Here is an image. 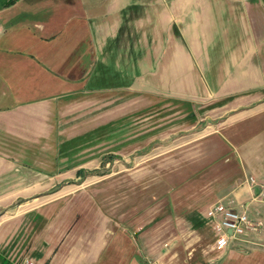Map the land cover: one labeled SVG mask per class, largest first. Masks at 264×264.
I'll use <instances>...</instances> for the list:
<instances>
[{"label":"rangeland","instance_id":"1","mask_svg":"<svg viewBox=\"0 0 264 264\" xmlns=\"http://www.w3.org/2000/svg\"><path fill=\"white\" fill-rule=\"evenodd\" d=\"M125 1L132 5L121 12L122 31L92 43L93 54L85 60L74 54L78 39L72 27L58 44L50 38L41 44L48 54L51 46L64 50L51 64L60 106L53 150L38 152L43 174H61L52 189L65 226L51 247L59 256L55 262H74V232L76 240L96 243L106 227V247L93 264H211L205 254L210 228L194 229L189 217L204 218L218 200L226 183L229 132L253 123L247 119L220 132L234 107L245 104L241 109L263 110L254 115L264 116V0H188L182 12L171 6L174 0ZM9 2L15 7L6 16L0 12L8 27L28 23L34 31L35 21L51 14L46 6L37 12L45 0ZM59 2L60 13L72 15L64 10L66 1ZM143 3L153 6H137ZM132 17H139L134 37L126 30ZM38 82L46 85V74ZM44 88L37 95H47ZM28 224L0 264L36 261L46 251V245L31 250L38 227L27 230ZM83 230L90 231L82 235ZM67 249L72 250L65 258ZM216 258L213 264H264V251Z\"/></svg>","mask_w":264,"mask_h":264},{"label":"crops","instance_id":"2","mask_svg":"<svg viewBox=\"0 0 264 264\" xmlns=\"http://www.w3.org/2000/svg\"><path fill=\"white\" fill-rule=\"evenodd\" d=\"M59 1L45 0L43 6L37 9L38 12L46 6L51 14L45 17L47 20L35 21L34 31L28 27V23H23L22 28H14L15 25L7 26L9 21L0 20V258L5 259L4 252L15 250L23 231L19 230L29 222L27 230L38 227L30 242L31 250H38L45 245L47 247L34 261L37 264H46L50 259V264H60L55 262L59 256L51 247L56 242L57 235L64 234L61 228H65L59 220L60 209L57 201L60 197L54 196L56 192L52 190L59 184L61 174H43L44 162L38 159V152L49 153L53 150L51 144L56 131L54 119L60 106L55 104L59 95L54 93L57 92V87L54 86L51 64L64 50L59 46H51V53L48 54L42 51L41 44L44 39L49 38L53 43L56 39L58 44L64 29L72 27V36L78 39V51L74 54H83L85 60L86 54H93L92 43L103 44L122 31L125 24L121 12L132 5L125 0H120V3L113 6H108L107 1L101 0H64L67 4L64 10L73 11L69 16L60 13ZM173 3L175 5L171 6L179 8L180 12L190 6L188 0H174ZM10 4L9 0L7 3L0 0V12L3 15L13 8L14 5ZM137 6L150 8L153 5L143 3ZM132 18L131 29L127 26L126 30L134 37V26H139V17ZM146 21L144 24L149 25V20ZM38 32H47L49 35L45 38ZM13 41L15 45L12 44ZM37 42L39 44L36 46ZM182 45L178 44L177 49L183 50ZM15 47L18 52L11 54ZM19 48L24 50L20 51ZM30 48L31 51H28ZM87 64L83 61V68L86 69ZM44 74L47 78L46 85L38 82L39 77ZM43 87L49 91L48 94L37 95ZM84 89V94L87 95L90 90ZM84 103L88 104L90 100ZM244 105L238 104L234 107V115H230L227 125L220 131L241 126L247 119L253 122L228 134L224 147L229 163L222 179L226 183L220 185L222 191L217 202L247 213L250 219L260 221L263 228L259 233L250 235L246 242L233 241L227 254L233 251L246 254L264 251V200L261 198L264 191V116L257 115L258 118L253 119L257 117L254 114L263 110L247 112L241 109L246 108ZM27 204L34 206L25 209ZM1 211L5 215L2 216ZM204 220L211 228L206 213ZM89 231L83 230L82 235ZM106 232V227L104 234L100 230L96 243L86 238L83 241L76 240L78 236L74 232V242L70 244L73 248L70 256L74 259L71 264H93L98 261L106 247ZM213 246L214 243L205 251L206 255H211V264L217 261L216 255H220L213 251ZM67 250L65 258L72 249Z\"/></svg>","mask_w":264,"mask_h":264},{"label":"built area","instance_id":"3","mask_svg":"<svg viewBox=\"0 0 264 264\" xmlns=\"http://www.w3.org/2000/svg\"><path fill=\"white\" fill-rule=\"evenodd\" d=\"M261 196L264 200V191ZM206 218L215 235L213 251L220 253L221 257L227 254L233 241L246 242L250 235L259 233L263 228L260 221L252 220L247 213L237 211L222 202L211 205L206 211ZM21 264L36 263L25 258Z\"/></svg>","mask_w":264,"mask_h":264},{"label":"trees","instance_id":"4","mask_svg":"<svg viewBox=\"0 0 264 264\" xmlns=\"http://www.w3.org/2000/svg\"><path fill=\"white\" fill-rule=\"evenodd\" d=\"M189 221L192 223L194 229H201V228H203V227H205L207 225V221L204 220V218H202L198 214L190 215ZM210 232H211V235H212V241L208 244V246L212 245L215 242V236H214V233L212 232L211 228H210Z\"/></svg>","mask_w":264,"mask_h":264}]
</instances>
